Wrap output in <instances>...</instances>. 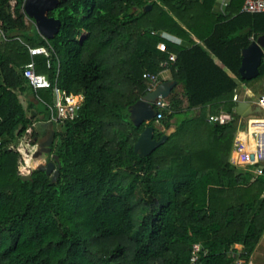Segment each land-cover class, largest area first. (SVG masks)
<instances>
[{"label": "trees", "instance_id": "trees-1", "mask_svg": "<svg viewBox=\"0 0 264 264\" xmlns=\"http://www.w3.org/2000/svg\"><path fill=\"white\" fill-rule=\"evenodd\" d=\"M217 1L65 0L49 14L62 21L60 33L40 45L28 33L36 25H27L26 0H0L8 42L19 43L0 46V264L250 263L264 237V174L237 168L231 156L243 51L264 36V13H243L245 0H231L221 14ZM34 47L51 51L34 58L38 73L85 97L79 117L56 131L55 183L25 139L38 121L20 100L30 90L39 98L23 75ZM173 54L172 79L184 85L188 108L174 90L161 124L183 118L140 158L135 145L156 120L137 128L130 107L148 93L144 75L163 72ZM195 108L201 114L189 119ZM196 244L204 253L192 263Z\"/></svg>", "mask_w": 264, "mask_h": 264}, {"label": "built area", "instance_id": "built-area-1", "mask_svg": "<svg viewBox=\"0 0 264 264\" xmlns=\"http://www.w3.org/2000/svg\"><path fill=\"white\" fill-rule=\"evenodd\" d=\"M15 2H12V6ZM227 6L226 0L221 3V10L224 11ZM243 13L247 14H263L264 13V0H245L244 6L242 8ZM3 23L0 21V33L7 38L5 31L2 27ZM162 37L168 41L179 42L177 37H172L166 33L162 34ZM165 49L164 46H161ZM30 54L32 56V61L26 65L23 69V75L28 81L29 86L37 93L40 90H51L55 96V106H50L51 117L49 121L56 124L63 125L66 122L74 121L79 117L80 111L84 105L85 97L84 94H72L63 90L59 87L58 81H52L48 75L38 73L36 70V62L34 60L37 56L51 57V51L48 47H34L29 48ZM177 60L176 55H172L170 60L164 62L162 67L167 70L170 64ZM47 67L52 68L51 61L48 60ZM164 70V71H165ZM160 74L146 73L144 79L149 83L148 92H153L162 83ZM39 99V98H38ZM41 101V99H39ZM254 106H259L261 112L258 114L251 115L247 118H240L238 123V130L234 143V150L231 157V162L237 168L249 171L256 175L264 174V93L260 100L253 103ZM49 106V105H48ZM155 108L158 111L155 120L159 123L165 117V112L168 111L172 113L171 104L168 99L160 98L155 103ZM210 122L215 123L218 118L212 116L209 119ZM35 123L27 130V135L32 136L35 131ZM254 129V130H251ZM1 145V142H0ZM253 155L254 159H247L245 163L239 164L243 158H248ZM245 160V159H244ZM236 249L240 250L237 246ZM204 253V248L201 244H196L194 246L192 254V263H197L201 255ZM234 257H237L235 254ZM236 264H243V261L238 259Z\"/></svg>", "mask_w": 264, "mask_h": 264}, {"label": "water", "instance_id": "water-1", "mask_svg": "<svg viewBox=\"0 0 264 264\" xmlns=\"http://www.w3.org/2000/svg\"><path fill=\"white\" fill-rule=\"evenodd\" d=\"M65 0H26L24 11L30 20H33L41 36L47 40H53L60 33L62 21L55 17H50V12L56 10ZM151 6L146 8L149 11ZM264 57V36L254 41L248 48L243 51L242 66L240 74L245 81L253 80L260 76V67ZM179 82L172 80L162 82L156 90L148 92L140 101L130 107V118L133 124L140 128L142 125H149L157 117L158 111L155 103L160 98L169 99L173 90ZM39 103L38 99L33 101ZM261 112L259 106H254L248 101H240L236 107V115L239 118H247L251 115ZM32 117L37 119L39 112L33 111ZM39 141L38 151L34 154L35 159H39L44 154L52 153V147L56 139V130L52 121H39L34 126ZM169 136L164 135L161 140L156 139V129L153 126H146L141 133L138 142L135 145V153L140 158H146L152 155L158 148L164 145ZM55 162L58 163V169L55 162L51 161L46 165L39 167V170L48 176H53L52 182L55 183L60 175L62 165L59 157L54 156ZM23 181H30L31 177H23Z\"/></svg>", "mask_w": 264, "mask_h": 264}, {"label": "rangeland", "instance_id": "rangeland-1", "mask_svg": "<svg viewBox=\"0 0 264 264\" xmlns=\"http://www.w3.org/2000/svg\"><path fill=\"white\" fill-rule=\"evenodd\" d=\"M32 24L31 20L27 19V25ZM28 33L30 34V38H32V42H38L40 45L41 44V39L43 38L39 31L37 30L36 26H33L31 29L28 30ZM6 36L8 37L7 33L5 32ZM42 37V38H41ZM9 40V39H8ZM7 38H5L1 33H0V46L1 48H4V46H9L11 49H15L17 46H19L18 42L12 41L8 42ZM27 42V41H26ZM47 75V74H46ZM50 78V77H49ZM176 89L175 93L177 92ZM174 93V95H175ZM178 95L181 96V91H178ZM264 93V77H257L253 80L246 81V83H242L240 86V91L238 93V100H248L253 103H256L260 100L261 96ZM39 99L41 101L38 104H35V111L39 112L41 117H44L46 120H49L51 117V109L50 106H55V96L54 93L51 90H40L38 92ZM34 97V92L32 90L28 91L25 94L20 95V100L22 101L24 107L27 109L28 114H30L29 111V105H30V99ZM172 98L168 99V101L171 103ZM49 105V106H48ZM205 113H211L208 112V109L206 108ZM32 115V114H31ZM181 117L180 119H182ZM38 120V119H37ZM62 125L56 124L55 125V130L59 132L62 128ZM156 135L160 133V129L158 125L156 124ZM254 130V129H251ZM31 137L27 135L25 137L26 140H29ZM50 158L49 154H44L41 156L39 159H36V164L39 166L46 161H48ZM245 159V160H244ZM247 159L253 160L254 157L253 155H250L248 158H243L242 161H240L239 164L245 163ZM240 169V168H239ZM251 264H264V239L261 241L256 253L253 256L252 263Z\"/></svg>", "mask_w": 264, "mask_h": 264}, {"label": "crops", "instance_id": "crops-1", "mask_svg": "<svg viewBox=\"0 0 264 264\" xmlns=\"http://www.w3.org/2000/svg\"><path fill=\"white\" fill-rule=\"evenodd\" d=\"M222 1H224V0H218L217 1V6H216V11L217 12H219V13H221V14H225L226 13V10H227V8H228V6H229V4H230V2H231V0H226V2H227V6L225 7V9H224V11L222 12V10H221V8H220V6H221V3H222ZM252 15H255V14H252ZM159 34H164V33H159ZM166 34H168V33H166ZM168 35H171V34H168ZM172 37H176V36H174V35H171ZM178 38V37H177ZM179 39V42H173V43H175V44H177V45H180V46H184V47H190L191 45L189 44V43H187V42H185L184 40H182L181 38H178ZM257 41V40H256ZM170 42H172V41H170ZM174 55V54H173ZM215 59V61H216V63L218 64V65H220L221 67H223V68H225L223 65H222V63L220 62V60H218L217 58H214ZM172 77H173V75H172V72H171V69H170V67H169V69H167V70H165V71H163V73H162V75H161V81L162 82H166V81H172L173 79H172ZM239 85L241 86L242 84L239 82ZM176 89H179L180 91H181V96H179L178 94V91L179 90H177V92L175 93V95H177V97L182 101V105H181V109L182 110H187V108H188V100H187V98L185 97V90H184V85H182V84H178V86L174 89V90H176ZM173 90V91H174ZM172 94H173V92H172ZM172 96V95H171ZM171 98V97H170ZM169 98V99H170ZM31 101H35V98L33 97V98H31L30 99ZM39 100V99H38ZM240 101H248V100H238V97H237V99H236V103H237V105H238V103L240 102ZM22 102V101H21ZM40 102V101H39ZM169 102V101H168ZM248 102H251V101H248ZM170 103V102H169ZM251 103H253V102H251ZM23 104V103H22ZM171 104V103H170ZM24 106V105H23ZM237 107V106H236ZM26 109V108H25ZM208 109V112H211V107H208L207 108ZM27 110V109H26ZM30 111V110H29ZM33 111H35V109H32L31 111H30V114H32V112ZM180 111V110H179ZM235 114H236V108H235ZM173 112V111H172ZM201 112H202V109L201 108H195V109H193L190 113H189V116H188V118L189 119H194V118H196L197 116H199L200 114H201ZM207 115V120H208V122H210L209 121V119L212 117V116H215V115H213L212 113H207L206 114ZM181 117H183L182 115H177L173 120H172V124H171V127L169 128V129H166L162 124H161V122H157L156 121V124L158 125V127H159V129H160V132H162V133H165L166 135H168V136H170L171 134H173L176 130H177V123L181 120L180 118ZM215 117H217V116H215ZM218 118V117H217ZM240 119V118H239ZM210 123H212V122H210ZM216 123V122H215ZM235 143V142H234ZM233 150H234V148H233ZM232 153H233V151H232ZM232 157V156H231ZM264 239V237L262 238V240ZM261 240V241H262ZM261 243V242H260ZM259 246V245H258ZM240 250L242 249V247L241 246H237ZM258 248V247H257ZM255 253V252H254ZM253 256H254V254L252 255V258H251V261H250V263L249 264H251L252 263V259H253Z\"/></svg>", "mask_w": 264, "mask_h": 264}, {"label": "flooded vegetation", "instance_id": "flooded-vegetation-1", "mask_svg": "<svg viewBox=\"0 0 264 264\" xmlns=\"http://www.w3.org/2000/svg\"><path fill=\"white\" fill-rule=\"evenodd\" d=\"M37 119H38V121H36V123L39 122V121H41V120H43V121H44V120H45V121H49V120H46L44 117H41L40 113H39V117H38ZM36 123H35V124H36ZM54 128H55V127H54ZM36 138H37V136H36L35 138H32V137H31L30 140H32V142L36 144V147H37L36 151H38V149H39V147H38L39 141H38V142H35ZM55 142H56V139H55ZM54 144H55V143H54ZM53 146H54V145H53ZM35 153H36V152H35ZM49 155H50L49 160L46 161L45 163L39 165L38 168H39L40 166H42V165H46V164H48V163L51 162V161L55 162L54 156H56V154L53 153V148H52V153H50ZM55 163H56V162H55ZM56 165H57V169H58V163H56ZM52 178H53V176H52Z\"/></svg>", "mask_w": 264, "mask_h": 264}]
</instances>
